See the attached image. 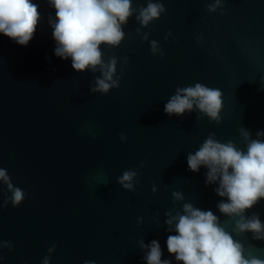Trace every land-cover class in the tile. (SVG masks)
Wrapping results in <instances>:
<instances>
[{
	"label": "water",
	"instance_id": "95a60500",
	"mask_svg": "<svg viewBox=\"0 0 264 264\" xmlns=\"http://www.w3.org/2000/svg\"><path fill=\"white\" fill-rule=\"evenodd\" d=\"M33 2L41 19L26 46L0 33V167L26 193L20 205L0 207V240L14 245L0 250V264H42L52 245L51 264H147L139 241L154 239L162 259L183 264L168 252L167 237L177 233L165 213L189 202L219 216L246 255L264 258V239L237 233L219 211L227 198L215 192L218 182L206 184L208 169L193 172L187 163L210 133L246 151L240 130L252 138L264 131V0H223L216 12L208 11L214 0H164L167 12L148 27L134 14L119 47L102 45L105 61L120 58L122 76L107 94L90 91L99 72L76 71L71 58L55 55L49 18L56 10L48 0ZM137 28L151 32L148 42ZM153 39L165 56L152 54ZM197 82L222 91L220 123L196 110L164 111L178 86ZM129 169L138 171L135 191L117 182ZM174 191L185 199L174 202ZM10 195L0 182V204ZM253 213L264 222V199L246 215Z\"/></svg>",
	"mask_w": 264,
	"mask_h": 264
},
{
	"label": "clouds",
	"instance_id": "9594fccd",
	"mask_svg": "<svg viewBox=\"0 0 264 264\" xmlns=\"http://www.w3.org/2000/svg\"><path fill=\"white\" fill-rule=\"evenodd\" d=\"M48 2L56 10L55 19L49 18L56 41L55 55L65 60L71 58L76 71L99 72L90 91L103 94L114 88L119 89L122 76L117 74L120 58L113 55L105 61L102 45L119 47L126 37L124 26L134 14L142 27H148L167 12L164 0H147V5L139 8L133 7V0ZM222 4L223 0H214L208 4V11L216 12ZM40 19L39 4L33 0H0V33L20 45L26 46L33 39ZM136 32L143 41H149L151 32H143L142 28H137ZM170 36L171 31L165 39ZM150 46L153 55H166L157 40H151ZM123 62H128L127 56L123 57ZM222 97L220 89L200 82L193 86H178L165 104L164 111L169 116H183L186 112L196 110L210 121L220 123ZM240 133L246 151L238 147L235 141L220 142L215 138V133H210L194 153L188 154L187 163L193 172H199L201 166L208 169L205 173L206 184L218 182L215 192L227 200H221L217 207L221 213L234 220V231L241 234L251 232L254 239H264V222L259 214L246 215L248 210L264 199V139H261L264 138V131H258L257 138H252V133L246 128H242ZM120 139L126 141L127 138L121 133ZM144 166L145 162L142 161L140 167ZM137 177V170H125L117 177V182L124 189L135 191ZM0 182L6 184L11 192L0 207H6L8 202L18 206L24 201L25 191L13 184L11 176L3 167H0ZM152 191H157L155 185ZM172 196L174 202L185 199L181 191H174ZM165 215L168 231L177 233L167 237L168 252L183 264H264V258L252 253L245 254L244 244L222 226L220 217L211 210H201L189 202L184 203L182 210L175 215L171 211ZM138 222L143 223V217H139ZM139 244L146 249L144 259L147 264H172L171 260L162 259L163 251L158 240L154 239L150 244L140 240ZM5 247L11 250L14 245L10 241L0 240V250ZM55 250L56 245L48 248V255L43 258L42 264H51ZM0 260H3L2 255ZM84 264L96 262L88 260Z\"/></svg>",
	"mask_w": 264,
	"mask_h": 264
}]
</instances>
